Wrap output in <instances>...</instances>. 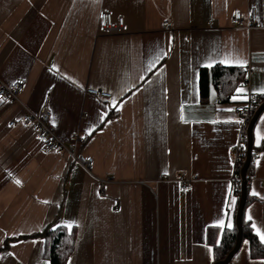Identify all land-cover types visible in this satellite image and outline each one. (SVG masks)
Instances as JSON below:
<instances>
[{"label":"crops","instance_id":"1","mask_svg":"<svg viewBox=\"0 0 264 264\" xmlns=\"http://www.w3.org/2000/svg\"><path fill=\"white\" fill-rule=\"evenodd\" d=\"M252 8L259 26L234 28V12L247 19ZM103 12L124 19L120 34L102 31ZM223 60L247 61L250 72ZM150 62L155 67L147 71ZM209 63L245 72L248 84L233 96L241 87L260 94L264 0H0V79L26 80L21 101L34 112L50 94L58 137L69 145L86 136L81 153L93 157L89 173L67 153L45 154L19 121L21 104L0 103V249L10 240L0 264L49 262L40 234L67 223L75 239L65 264H214L229 219L236 226L235 149L243 125L222 111L226 103L212 84L202 100L200 71ZM181 105L187 124L179 119ZM262 118L255 147L264 142H256L258 128L264 135ZM252 175L255 200L244 217L264 231V144ZM180 177L194 180L190 191ZM99 178L108 179L105 196ZM219 220L223 230L215 226ZM262 262L243 242L230 264Z\"/></svg>","mask_w":264,"mask_h":264},{"label":"built area","instance_id":"2","mask_svg":"<svg viewBox=\"0 0 264 264\" xmlns=\"http://www.w3.org/2000/svg\"><path fill=\"white\" fill-rule=\"evenodd\" d=\"M238 14V15H237ZM234 28L239 30H252L259 26L258 12L255 8H252L248 14L247 19L240 11H235L232 18ZM100 26L102 31L107 35L120 34L124 29V19H114L113 15L108 12H103L100 15ZM165 26L168 28L169 24L166 22ZM247 74L250 72V65L246 66ZM248 84V77H246L245 86ZM26 88V80L18 79L12 84H7L0 79V103L12 104L19 103L23 107V114L20 118V122L27 128L31 129L35 134L37 140L42 144V149L45 154L51 153H67L70 158L79 163L87 172H92L93 157L87 156L81 153L82 145L86 144V136H76L74 140L69 144H65L57 135L56 129L51 122L50 101L51 95H47L42 108L39 112H34L27 106H24L21 101V95ZM88 95L94 96L101 100H110L111 94L97 89H88L86 91ZM248 96L247 100H232L222 107V111L226 113H234L241 120L244 121L242 138L246 137L247 127L251 122L257 107L264 101V95L253 94L251 92L244 93ZM227 109H234V111H227ZM17 124L16 120L10 122V127ZM242 141V140H241ZM243 156L241 142L235 149V163L240 161ZM255 161V160H254ZM234 180L240 182V178ZM249 182L253 180L252 173L248 176ZM193 179L180 177L178 182L182 185L184 191H190L193 187ZM108 179L99 178V193L101 196H105V185Z\"/></svg>","mask_w":264,"mask_h":264},{"label":"trees","instance_id":"3","mask_svg":"<svg viewBox=\"0 0 264 264\" xmlns=\"http://www.w3.org/2000/svg\"><path fill=\"white\" fill-rule=\"evenodd\" d=\"M245 81V72L237 68H222L214 67L211 69H201L200 71V91L202 100H206L208 97V92L210 84L215 88L219 89L221 100L224 103H229L232 101L233 91L236 87L241 86ZM223 96L225 98H223ZM264 102V101H263ZM262 102V103H263ZM259 107V106H258ZM257 107V108H258ZM264 144V142H263ZM262 144V146H263ZM243 156L240 161L235 163L234 177L241 179V170L245 163L246 151H247V137L242 138L241 141ZM255 147L253 145V155L252 163L248 169L247 173V201L246 206L252 203L255 199L251 198L249 195V180L248 176L252 173V168L254 165V160L256 153L262 148ZM235 193L240 198L241 191V180H234ZM246 208V207H245ZM245 211V210H244ZM75 230L68 231L66 228L59 227H48L41 234L40 237L44 238L46 241V256L50 264H65V258L70 252V247L73 245L75 239ZM211 232V229H209ZM237 229L236 226L229 230L225 229L223 231L222 239L220 245L214 246L215 252V263L223 261L227 258L228 254L232 251L235 246L237 239ZM248 241L250 244V254L253 259L264 258V245L260 244L258 237H256L251 224L245 220L243 215V242ZM10 240H7L5 246L0 249L4 251L8 248Z\"/></svg>","mask_w":264,"mask_h":264},{"label":"snow or ice","instance_id":"4","mask_svg":"<svg viewBox=\"0 0 264 264\" xmlns=\"http://www.w3.org/2000/svg\"><path fill=\"white\" fill-rule=\"evenodd\" d=\"M162 58H163L162 56H157L156 57V61L158 62ZM220 63H223V64H232V63H234L236 66H238L240 68H245L246 67V64H247V61H244V60H236V61L223 60ZM153 67H155V63L150 62L147 71H151ZM205 67L210 69V68L213 67V65L211 63H209V64H206ZM65 78L71 80L70 77H65ZM71 82L74 83V84L76 83V81H74V80H71ZM80 87H82V86H80ZM236 92L238 93V95H234L232 97L233 100H238V99L247 100L248 99V96L246 94H244L245 93V90L243 89V87L236 89ZM259 93L261 95H264V88L259 89ZM212 94L215 95L214 92ZM113 107H115V103L113 104ZM227 111H234V109H227ZM179 119H180V121L182 123H185V124H187V123L190 122L186 118V116L184 114V106L183 105H181V107H180V116H179ZM262 119H264V118H262ZM230 122H232V121H225V123H230ZM210 123L215 124V123H218V121H215L214 120V121H210ZM234 123H236V124H243L244 121L243 120H235ZM89 135H91V130L89 131ZM261 140H264V135H261V133L259 131V128H258L257 129V138H256V142H257V145L258 146L260 145V141ZM15 183L19 185L21 183V181L20 180H16ZM231 191H232L231 190V185H229L228 186V195L229 196H231ZM251 195H253V196H259L260 194L257 193L256 191H253L251 193ZM261 199H264V197H261ZM43 203L47 204L49 202L48 201H44ZM231 204L232 205L235 204V198H232ZM228 207H229V204L226 202L225 203V208L227 209ZM225 215H227V212L225 213ZM246 219H247V221H253V217L250 214L247 215ZM72 226L73 225L71 223H67V224L64 225V227H66L68 229H71ZM215 226L218 227V228H220L221 230H223L224 227H225L224 220H219ZM233 227L234 226H233V224L231 222V219H229V222L227 223V228L229 230H231V229H233ZM251 227L254 230L256 237L259 238L260 244L264 245V231H262L259 227H257V225H256L255 222H252L251 223ZM32 243L35 244L37 242L36 241H33ZM244 243H245V245H247L249 242L248 241H244ZM216 244H217V246L220 245V240L219 239L216 241ZM15 246L16 245H13V247H15ZM207 250H208V252H209L210 255L213 253V249L212 248L209 247ZM11 255H13V254L12 253H9V256H11ZM213 259H214V256H213ZM45 264H50V262H45ZM262 264H264V262H262Z\"/></svg>","mask_w":264,"mask_h":264},{"label":"water","instance_id":"5","mask_svg":"<svg viewBox=\"0 0 264 264\" xmlns=\"http://www.w3.org/2000/svg\"><path fill=\"white\" fill-rule=\"evenodd\" d=\"M264 113V102L257 108L254 113V116L247 127L246 137H247V151H246V159L241 170V191L240 198L238 202V207L236 211L235 225L238 231L237 239L234 248L228 254L227 258L223 261L216 262L214 264H230L235 255L240 251L243 243V215L246 207L247 201V173L248 169L252 163V155H253V131L256 123L258 122L261 115Z\"/></svg>","mask_w":264,"mask_h":264}]
</instances>
